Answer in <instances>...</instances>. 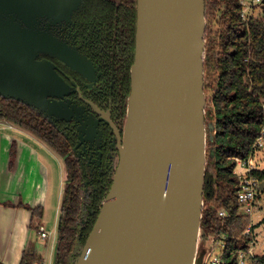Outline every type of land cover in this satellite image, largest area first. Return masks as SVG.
<instances>
[{
	"label": "water",
	"instance_id": "water-1",
	"mask_svg": "<svg viewBox=\"0 0 264 264\" xmlns=\"http://www.w3.org/2000/svg\"><path fill=\"white\" fill-rule=\"evenodd\" d=\"M80 0H0V96L62 117V80L39 54L78 58L45 30ZM216 22V21H215ZM214 22V23H215ZM206 0H137L135 60L124 146L113 184L75 264H206L203 226L215 109L205 92ZM46 26V25H45ZM261 192L264 183L260 184ZM59 234L54 256L56 264Z\"/></svg>",
	"mask_w": 264,
	"mask_h": 264
},
{
	"label": "flooded vegetation",
	"instance_id": "flooded-vegetation-1",
	"mask_svg": "<svg viewBox=\"0 0 264 264\" xmlns=\"http://www.w3.org/2000/svg\"><path fill=\"white\" fill-rule=\"evenodd\" d=\"M47 23L43 28L78 58V68H73L52 54L37 57V61L50 63L63 82L61 97L50 100L69 109L62 117L48 118L38 109L10 101L35 118L37 129L49 143L14 124L45 142L64 162L63 188L70 185L76 194L77 239L84 240L91 234L111 190L124 146L135 60L137 0H80L69 20L51 27ZM214 39V35H207V49ZM210 55L207 51V84L215 74L208 62ZM0 122L12 123L4 118ZM204 225L210 230V223Z\"/></svg>",
	"mask_w": 264,
	"mask_h": 264
},
{
	"label": "trees",
	"instance_id": "trees-1",
	"mask_svg": "<svg viewBox=\"0 0 264 264\" xmlns=\"http://www.w3.org/2000/svg\"><path fill=\"white\" fill-rule=\"evenodd\" d=\"M257 10L258 16L244 21L241 0H206L209 22L206 37L214 35L215 38L207 50L211 53L208 62L217 79L211 84L205 83V92L210 94L215 109L216 133L215 142L208 144V153L214 151V157L209 156L204 187V199L214 210L204 212L202 223L204 227V223H210V232L225 237L229 255L247 242L244 230L250 223L249 215L237 201L239 183L233 175V158H248L264 127V0ZM217 15H220L218 31L214 32L210 22ZM14 104L0 96V118L19 124L49 143L37 129L35 118L24 107ZM253 174L260 184L264 183V170ZM221 210L226 213L223 218L219 217ZM77 215L76 194L67 185L57 228L60 238L56 264H75L87 241L86 238L77 239ZM42 262V258L31 251L25 252L21 260V264ZM261 262L264 263V257Z\"/></svg>",
	"mask_w": 264,
	"mask_h": 264
},
{
	"label": "crops",
	"instance_id": "crops-1",
	"mask_svg": "<svg viewBox=\"0 0 264 264\" xmlns=\"http://www.w3.org/2000/svg\"><path fill=\"white\" fill-rule=\"evenodd\" d=\"M63 178L64 162L45 142L14 123L0 122L2 264H21L27 251L42 258L35 246L40 238L37 228H45L43 223H48V211L54 200L52 196L56 188H63ZM57 194L59 204L63 194L61 190Z\"/></svg>",
	"mask_w": 264,
	"mask_h": 264
},
{
	"label": "built area",
	"instance_id": "built-area-1",
	"mask_svg": "<svg viewBox=\"0 0 264 264\" xmlns=\"http://www.w3.org/2000/svg\"><path fill=\"white\" fill-rule=\"evenodd\" d=\"M251 11L248 12L246 9V2L241 0L243 11L241 17L244 21H248L254 16V8L258 7L263 0H250ZM254 11V13H253ZM264 110V105H263ZM264 113V111H263ZM264 150V127L262 129L260 137L255 141L251 153L248 158H233L234 169L233 175L238 179V190H237V201L242 207L243 211L252 216L254 213L255 206L258 200V194L260 190V182L258 178L253 174L254 171L259 170V166L254 162L255 156L258 151ZM226 213L224 210L219 211V217H225ZM254 229L252 223H248L244 230V235L247 237V242L243 243L238 250L228 254L227 244L223 235H216L213 243V249L207 259L206 264H264L261 262L262 257H258L254 254L255 241ZM38 234L42 240H47L49 234L46 229L42 226L38 229ZM252 245L253 248L250 247ZM264 257V256H263ZM0 264H2L0 262Z\"/></svg>",
	"mask_w": 264,
	"mask_h": 264
},
{
	"label": "rangeland",
	"instance_id": "rangeland-1",
	"mask_svg": "<svg viewBox=\"0 0 264 264\" xmlns=\"http://www.w3.org/2000/svg\"><path fill=\"white\" fill-rule=\"evenodd\" d=\"M246 2V9L248 12L251 11V1L250 0H244ZM258 7L254 8V16L259 15V10H257ZM252 13V11H251ZM220 15H217L212 18V22H210L211 27L213 28V31L216 32L218 31V26H217V21L219 20ZM216 21V22H215ZM215 22V23H214ZM209 23V22H208ZM209 27V24H208ZM216 74V73H215ZM212 77V80L210 81V84L214 82L217 77L215 76ZM207 79V77H206ZM211 93V92H210ZM209 97L210 94L208 93ZM258 166L259 169L264 170V151H258L255 156V161H254ZM62 182H65V175L62 180ZM62 183V184H63ZM65 184V183H64ZM56 185V182H54V186ZM61 190H64V188L57 189L53 194V203L50 205L49 211H48V223H43L45 226V229L47 233L49 234V237L47 240L42 241L38 235L36 236L35 239L38 237V241L35 242L36 250L42 255L43 258V263L41 264H54V256H55V250H56V245H57V227H58V222H59V216H60V209H61V204L63 201V197L60 196L59 204L57 202L58 194ZM250 223L253 224L255 227L254 229V237L253 240L255 241V246H254V254L258 257H263L264 256V192H259L258 194V200L257 204L254 209V213L250 217ZM38 234V231H37ZM34 247V245H33ZM251 248L252 245H250ZM33 250V249H32ZM34 251V250H33Z\"/></svg>",
	"mask_w": 264,
	"mask_h": 264
}]
</instances>
